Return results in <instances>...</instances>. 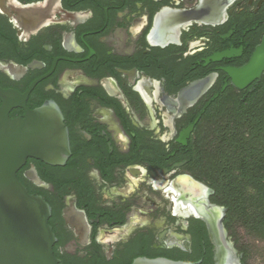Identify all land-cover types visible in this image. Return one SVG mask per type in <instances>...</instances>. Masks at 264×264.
Listing matches in <instances>:
<instances>
[{"label":"flooded vegetation","instance_id":"1","mask_svg":"<svg viewBox=\"0 0 264 264\" xmlns=\"http://www.w3.org/2000/svg\"><path fill=\"white\" fill-rule=\"evenodd\" d=\"M35 81L8 116L53 102L71 155L16 176L62 264H251L204 143L216 108L264 104V0H0V87Z\"/></svg>","mask_w":264,"mask_h":264},{"label":"water","instance_id":"2","mask_svg":"<svg viewBox=\"0 0 264 264\" xmlns=\"http://www.w3.org/2000/svg\"><path fill=\"white\" fill-rule=\"evenodd\" d=\"M242 73L239 70L235 76L240 78ZM37 82L24 94L0 87V264H62L53 254L56 238L48 224L49 205L40 196L29 194L16 176L27 158L63 166L71 155L67 127L53 102L25 110L22 117L8 116L12 108L24 107ZM192 128L193 125L188 130ZM217 225L221 229L220 220ZM132 264L187 263L139 258Z\"/></svg>","mask_w":264,"mask_h":264},{"label":"trees","instance_id":"3","mask_svg":"<svg viewBox=\"0 0 264 264\" xmlns=\"http://www.w3.org/2000/svg\"><path fill=\"white\" fill-rule=\"evenodd\" d=\"M210 120L213 136L204 149L238 243L239 229L264 231V104L216 108Z\"/></svg>","mask_w":264,"mask_h":264},{"label":"rangeland","instance_id":"4","mask_svg":"<svg viewBox=\"0 0 264 264\" xmlns=\"http://www.w3.org/2000/svg\"><path fill=\"white\" fill-rule=\"evenodd\" d=\"M211 140V136L209 140ZM238 243L246 246L248 261L251 264H264V231L239 229Z\"/></svg>","mask_w":264,"mask_h":264}]
</instances>
